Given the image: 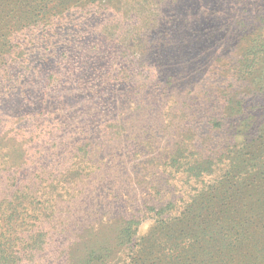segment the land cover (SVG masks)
Instances as JSON below:
<instances>
[{
  "label": "rangeland",
  "instance_id": "374dc122",
  "mask_svg": "<svg viewBox=\"0 0 264 264\" xmlns=\"http://www.w3.org/2000/svg\"><path fill=\"white\" fill-rule=\"evenodd\" d=\"M89 2L49 9L56 17L69 13L74 26L67 29L78 21L88 35L40 65L29 97L0 85L1 97L10 95L0 105V242L17 246L8 264H128L130 250L116 245V229L127 213L145 218L138 236L147 231L152 219L143 206L154 203V187L170 188L159 198L173 201L175 212L210 199L224 212L238 206L250 217L260 212L254 211L264 197V146L257 153L235 148L211 174L179 183L162 164L158 169V156L182 137L189 111L210 113L209 100L212 112L226 106L222 94L255 96L253 104L264 106V0ZM6 3L0 0V28ZM263 118L251 113L250 122ZM122 119L140 129L129 153L114 129ZM228 127L222 134L206 127L202 143L217 136L219 145H233ZM74 129L84 144L79 161L92 162L80 180L73 174H80L76 154L63 139H79ZM15 197L23 201L17 209ZM90 254L104 259L89 262ZM253 264H264V255Z\"/></svg>",
  "mask_w": 264,
  "mask_h": 264
},
{
  "label": "trees",
  "instance_id": "16d2710c",
  "mask_svg": "<svg viewBox=\"0 0 264 264\" xmlns=\"http://www.w3.org/2000/svg\"><path fill=\"white\" fill-rule=\"evenodd\" d=\"M5 1L7 2L5 8L9 9V14L6 26L0 28V85L5 81L2 88H11L15 93L21 92L27 98L29 96L25 91L35 87L40 79V75H36L40 65L64 53L88 35L83 29L86 26L83 23H87L86 17L83 25L77 21L78 25L73 30H68V27L74 26L73 18L68 16L69 13L66 16H57L61 19L56 26L54 19L57 17L49 14V9L71 10L70 8L83 0ZM95 2L97 0H90L89 3ZM70 23L71 26H69ZM10 24L12 25L7 31L6 28ZM13 51L17 52V60L9 65L8 59ZM140 79L145 80L141 76ZM145 88L146 85H140V89ZM3 94L0 92V105L6 99L5 96H10L5 94L1 97ZM222 95L225 96L226 106L221 111H211L214 107L211 100L204 105L210 113H204L203 117H199L194 109L189 111L185 120L186 128L181 130L182 137L170 143L169 146H165V155L158 156V169L162 164L164 172H168L170 178L179 176L176 178L178 183L187 182L190 179L199 180L204 175L211 174L216 165L233 155L235 148L257 153L258 147L264 146V118L262 122H250L251 113H257L260 118L264 117V113L257 112L264 111V106L253 104L255 96L246 98L232 94ZM216 102L218 103L217 99ZM122 121L123 119L113 121L118 136L116 140L121 143L122 149H128L129 153L133 149V145L129 142L137 139L140 129L137 125L127 127V121L123 122L125 127ZM225 122L229 123L227 132L229 131V137L234 139L233 145H219L217 136L215 139L210 138L202 143L203 129L207 127L210 132L221 133ZM58 129V126L55 127L52 135H55ZM74 132L79 139L64 137L63 139L71 144L72 151L76 154L78 159L76 164L78 163L77 169L80 174L77 175V170L73 174L77 180H80L91 174L92 162L79 161L78 153L84 151V144L80 132L76 129ZM83 140L89 139L83 138ZM253 147L255 148L252 150ZM59 150L57 149L54 155ZM42 151L44 154V148ZM160 188H151L156 190L153 192L155 195H152L154 203H146L143 206L145 209L143 216L152 219L143 235L138 236L141 222L145 218L137 219L122 213V224L116 229L115 241L122 251L130 250L131 258L128 264H253L255 261L262 260L264 197L259 200L260 208L254 211L256 213L260 210V212L253 217L243 213L240 206L233 210L227 208L224 212V205L216 203L219 205L218 209H215L216 206L211 205V199L208 204L205 200L202 205L197 203V209H193V205H190L175 212L176 204L173 201L169 199L160 201L161 198H159L163 196L160 194L161 191L171 193L170 188ZM176 188L173 187L174 190ZM14 202L16 209L23 203L21 197H15ZM251 218L254 222H251ZM16 248L11 239L0 242V264L13 262ZM94 254L88 256L89 262H98L104 259L102 255H110L104 252L102 255Z\"/></svg>",
  "mask_w": 264,
  "mask_h": 264
}]
</instances>
